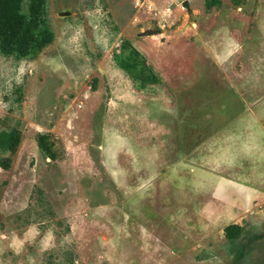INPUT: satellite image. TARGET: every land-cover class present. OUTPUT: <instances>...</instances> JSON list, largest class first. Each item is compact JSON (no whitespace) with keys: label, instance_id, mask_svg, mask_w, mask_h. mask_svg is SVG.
<instances>
[{"label":"rangeland","instance_id":"1","mask_svg":"<svg viewBox=\"0 0 264 264\" xmlns=\"http://www.w3.org/2000/svg\"><path fill=\"white\" fill-rule=\"evenodd\" d=\"M19 11L0 264H264V0Z\"/></svg>","mask_w":264,"mask_h":264},{"label":"trees","instance_id":"2","mask_svg":"<svg viewBox=\"0 0 264 264\" xmlns=\"http://www.w3.org/2000/svg\"><path fill=\"white\" fill-rule=\"evenodd\" d=\"M20 8L21 0H0V42L6 50H11L24 38L25 20Z\"/></svg>","mask_w":264,"mask_h":264}]
</instances>
